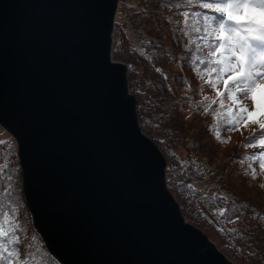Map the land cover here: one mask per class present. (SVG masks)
<instances>
[{
	"label": "water",
	"instance_id": "1",
	"mask_svg": "<svg viewBox=\"0 0 264 264\" xmlns=\"http://www.w3.org/2000/svg\"><path fill=\"white\" fill-rule=\"evenodd\" d=\"M119 0H0V125L61 264H234L185 220L112 58Z\"/></svg>",
	"mask_w": 264,
	"mask_h": 264
},
{
	"label": "snow or ice",
	"instance_id": "2",
	"mask_svg": "<svg viewBox=\"0 0 264 264\" xmlns=\"http://www.w3.org/2000/svg\"><path fill=\"white\" fill-rule=\"evenodd\" d=\"M167 6L178 9L182 17L178 33L186 38L183 47L190 53L185 59L201 79L207 77V85L215 91L216 99L204 95L203 101L218 104V110L209 105L205 113L222 118L228 132L258 126L259 133L253 132L243 147L255 149L259 145L261 151L252 153L251 159L259 157V167L264 171V0H177ZM144 54L141 50V55ZM155 71L160 73L162 69ZM168 78L164 76L165 80ZM213 131L220 140L221 131L216 128ZM0 146L11 150L10 141L0 140ZM249 168L255 179L256 168L251 165ZM16 187L10 162L0 163V264H40L33 244L24 243L26 229L18 222L20 204L15 196ZM186 187L195 191L192 184ZM212 199L227 203L222 194H214ZM228 211L227 207L219 208L217 215L225 217ZM241 219V215H236L228 223L235 224ZM230 231L235 233L237 229ZM35 239L31 237L32 242Z\"/></svg>",
	"mask_w": 264,
	"mask_h": 264
},
{
	"label": "rangeland",
	"instance_id": "3",
	"mask_svg": "<svg viewBox=\"0 0 264 264\" xmlns=\"http://www.w3.org/2000/svg\"><path fill=\"white\" fill-rule=\"evenodd\" d=\"M120 11L121 8L119 7L117 9L115 21L116 19H119L120 22L122 21V16L119 15ZM114 29L116 31V25H114ZM120 31L121 30L117 28L118 36L121 35ZM115 34L116 32L114 33L113 30V37ZM117 48L124 53L122 47L117 46ZM117 55L121 56L118 57ZM112 58L115 61H120L126 64L128 63L126 62L127 59L118 52H115L112 55ZM130 76L136 77L137 72H133L128 68V77ZM190 78L193 82L194 92H196V86L198 87L199 83L207 85V83L204 82V79H201L200 76L197 77L198 81L195 80V77H193L192 74ZM205 79H207V77H205ZM177 80L178 79L175 78L176 82H174L177 83ZM220 87L222 89V85ZM176 88L177 95L180 99L188 98L187 95L190 90L187 85H183L182 83L181 86ZM209 89H211L215 96V91L210 87ZM133 94L135 95V93ZM146 94L147 93L142 95L144 99H146ZM158 94L162 95L161 92ZM192 95L193 92H191L190 97ZM202 95H205V92H203ZM140 101L141 100L138 97L137 103H140ZM145 101L144 104L142 101V110L145 109L144 111H146V115L150 117L149 121L152 122V124L149 125L148 123L147 128L150 130H146L145 126L143 128L141 123L140 126L143 132L155 141L166 158V172L168 171L166 174L168 177L167 185L179 203L185 220L201 229V231H203L216 245L219 251H221L234 264H264V236L261 237L262 242L257 246V254L252 252L250 249L251 244H247L248 242L244 241L242 238L241 241H239L237 234L230 231L231 229H237L235 224L228 223V220L232 219V217H230L228 213H226L225 217L217 215V210L219 208L227 207V203L221 199H212L214 194L218 196L224 194L228 197V194H225L221 189H218L222 184V187L228 189L229 196L231 195L230 197L238 198L251 205L255 204V206L264 205V187H261V185L264 184V171L259 167V157H257L256 160L251 159V154L259 152L261 149L259 148V145H257L255 149L243 147L244 142L248 140L253 132L257 134L259 133L258 126L253 125L248 129L241 128L240 130L228 132L224 130V121L222 118L211 114L209 115L208 121H206L205 119L199 118L196 113H193V111L187 113L189 107L181 101L179 104L180 108H177L176 112H174V116L171 117L172 120L174 118L177 120L176 128L178 130L175 131L172 137H168L161 121H158L156 106L151 104V100L148 101L146 99ZM190 103H192L194 107L196 106V103ZM217 105L218 104L215 106L218 110ZM213 128L221 131L220 140L216 138ZM153 133L157 134L156 138H154ZM0 140L11 142L10 151L7 146H0L5 153L4 158H7L5 160L10 163L12 162V159L13 162L14 159L15 161L18 160L16 153L17 142L1 125ZM221 140L225 142L221 143ZM244 159H249L250 163L247 165L248 167L251 165L256 168L255 179L249 175H245L242 167L238 163V161ZM204 165L208 167L204 169L205 173L203 171V167H205ZM11 166L13 171L16 172V163L11 164ZM187 184H192L195 191L189 190L186 187ZM20 186L22 187V177L20 180ZM21 194H23V191ZM19 204V214L24 221L20 223H32L31 214L27 208L26 202ZM252 222L250 223L251 226ZM221 229H224V231H221ZM259 247L260 250L262 249V254Z\"/></svg>",
	"mask_w": 264,
	"mask_h": 264
},
{
	"label": "trees",
	"instance_id": "4",
	"mask_svg": "<svg viewBox=\"0 0 264 264\" xmlns=\"http://www.w3.org/2000/svg\"><path fill=\"white\" fill-rule=\"evenodd\" d=\"M176 2L177 0H119L118 8H121L119 15L122 16V21L120 22L119 19H116L114 23L116 25V31L114 29V33L116 32V34L113 37L114 44L112 43V55L115 52L122 54L127 59L128 68L133 72H137L136 77H128V84L130 92L135 93L137 100L138 97L141 100L140 103H137L139 123H141L143 128L145 126L146 130L149 129L147 128L148 123L149 125L152 124L149 121L150 117L144 111L145 109L142 110V106L146 102L145 100H151V104H154L157 108L156 115L158 121H161L168 137H172L175 131L178 130L176 128L177 120L175 118L172 120L171 117L174 116L176 109L180 108L179 104L181 101L189 107L187 113L193 111L199 118L205 119L206 121H208L211 113L206 114L205 108L211 105L213 110H217V107L212 105L211 100H209L210 102L203 101V92H205V95L216 99V95L214 96V93L209 89L208 85L199 83V86H196V92L193 91L194 86L190 76L192 74L195 80L198 81L197 77L199 75L193 70L190 62L185 59L190 53L183 47L187 43L186 38L178 33V23L182 22V17L178 15V9L167 6L170 3ZM117 28L121 30L120 36L117 35ZM149 41L152 43L149 44ZM117 46L122 47L124 53ZM141 50L145 53L144 55H141ZM117 56L120 57L121 55ZM156 68H161L162 71L157 73L155 71ZM165 75L169 77L167 80L164 79ZM175 78L180 83L178 80L175 83ZM204 82H206L205 78ZM182 83L183 85H187L190 90L187 99H180L177 95L176 87L181 86ZM159 92L162 95H159ZM191 92H193V95L190 97ZM145 93H147L146 99L142 96ZM190 102L196 103V106L194 107ZM258 131L260 130L258 129ZM153 136L156 138L157 134L153 133ZM0 152H3V157H0V163L7 162L4 158L5 153L3 149L0 148ZM13 163L17 165L16 172L12 169L16 177V182L18 183L15 196L18 202L23 204L25 201L22 196L23 194H21V173L19 171L18 160L15 161L14 159L13 162L12 159L10 164ZM238 163L242 167L245 175L252 177V173L247 166L250 163L249 159L238 161ZM206 168L208 167H203L204 173V169ZM218 189L228 194L226 206L229 209L227 213L230 217L234 218L236 215H241L242 217L241 221L235 223L237 233L235 232L234 234H237L239 241H241L242 235V239L247 241V244H251L250 249L252 252L257 254V246L258 244L260 245L262 242L261 237L264 236V205L255 206V204L251 205L238 198L230 197L231 195L229 196L228 189L222 187V184ZM222 195L226 196L224 194ZM240 205H247V207L240 208ZM21 217L19 214V222H24ZM251 222L252 226L250 224ZM22 225L26 229L24 243L31 242L33 244L32 250L38 252L36 260L40 264H60L56 258L49 254L40 235L32 226V223H22ZM31 237L36 238L35 242L31 241ZM260 252L262 254V249Z\"/></svg>",
	"mask_w": 264,
	"mask_h": 264
}]
</instances>
